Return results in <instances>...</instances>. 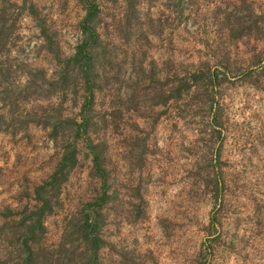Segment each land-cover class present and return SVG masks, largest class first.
<instances>
[{
  "label": "rangeland",
  "instance_id": "obj_1",
  "mask_svg": "<svg viewBox=\"0 0 264 264\" xmlns=\"http://www.w3.org/2000/svg\"><path fill=\"white\" fill-rule=\"evenodd\" d=\"M34 1L70 54L79 39L82 0ZM251 3L264 12V0ZM147 6L164 24L149 47L160 67L174 59L171 69L184 74L190 63L218 57L230 62L229 80H221L222 68L213 61L210 74L221 81L139 121L133 160L127 159V132L109 134L110 191L117 199L105 213L106 263L264 264V86L255 83V75L264 73V36L258 42L229 40L211 10L196 5L179 20L161 15L157 1ZM120 9L104 1L108 19ZM187 14H195L194 20ZM18 32L16 54L52 69L29 16L19 18ZM248 71L255 73L244 75ZM58 153L39 127L25 134L0 132V211L33 204L34 188L51 174ZM80 160L61 187L62 208L44 220L46 246L58 243L63 219L97 193L83 150Z\"/></svg>",
  "mask_w": 264,
  "mask_h": 264
},
{
  "label": "trees",
  "instance_id": "obj_2",
  "mask_svg": "<svg viewBox=\"0 0 264 264\" xmlns=\"http://www.w3.org/2000/svg\"><path fill=\"white\" fill-rule=\"evenodd\" d=\"M104 1L117 4L120 11L108 19ZM155 1L161 15L168 12L175 20L184 17L189 5L211 10L229 40L258 42L264 36V12L251 0H82L79 39L67 54L34 0H0V132L25 134L36 126L59 149L51 174L34 188L33 204L0 211V264H107L104 219L109 203L117 199L110 191L109 134L127 132V159L133 160L139 121L184 95L229 80L230 62L218 57L213 61L222 68L221 80L210 74L213 61L208 58L190 63L184 74L171 69L174 59L158 65L149 47L164 24L146 8ZM23 16L36 23L52 69L30 65L16 54ZM255 78L264 86L262 69ZM126 120H133L132 125ZM82 150L97 193L63 219L58 243L46 246L44 220L62 208L61 187L80 165Z\"/></svg>",
  "mask_w": 264,
  "mask_h": 264
}]
</instances>
